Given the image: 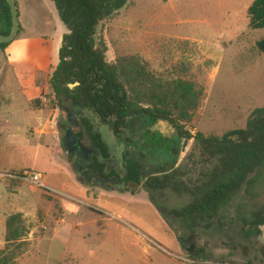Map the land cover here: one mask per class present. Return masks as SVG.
I'll use <instances>...</instances> for the list:
<instances>
[{
    "label": "rangeland",
    "instance_id": "rangeland-1",
    "mask_svg": "<svg viewBox=\"0 0 264 264\" xmlns=\"http://www.w3.org/2000/svg\"><path fill=\"white\" fill-rule=\"evenodd\" d=\"M253 2L127 0L118 12L100 23L96 40L107 47L106 60L110 64H116L120 57L137 56L164 79L176 77L182 67L188 69L191 78L204 88V101L185 129L193 136L201 132L221 137L245 128L253 111L264 108V55L256 48L264 38V30L249 27L247 11ZM26 10L30 36H46L55 61V52L68 32L61 26L55 4L52 0H22L23 14ZM40 15L47 19L41 20ZM45 47L40 45L38 49L45 51ZM1 67L0 95L6 96L10 105L3 104L1 111L9 131L3 134L0 167L24 175L38 172L46 176L52 188L42 190L8 175L2 178L7 192L0 182V250L6 246L4 216L21 214L29 228L26 250L12 248L16 264H96L102 243L106 250L99 251V255L115 264L124 258L129 259L128 264H140L148 243L164 251L162 255L152 252L151 259L160 258L166 264H264V226L260 227V236H246L247 228L243 229L241 220L264 209V179L249 193L243 191L218 216L198 221L196 226L174 214L193 202L195 197L189 194L172 189L161 192L158 206L163 207L167 217L159 213L143 187H138L136 193L126 188L134 201L101 197L104 189L96 183H84L86 179L76 171V157L65 148V130L71 127L78 133L82 129L74 125V120L70 123L67 113L57 105L49 108L53 101L55 104L48 88L55 67L50 64L46 73H34L35 78H42V93L48 105L42 111L28 108L26 96H34L37 89H27L28 94L23 91L30 79L20 73L22 67L12 69L0 52ZM144 129L151 135L157 131L165 139H172L176 132L165 121ZM100 130L119 162L128 143L142 138L136 118L122 131L123 140L109 125H101ZM165 139H148L141 146L150 144L165 151L174 144ZM84 143L90 142L86 139ZM174 151L178 154L175 169L185 173L184 180L195 191L202 172L215 162L194 139L183 140ZM96 206L106 215H100ZM190 237L195 242L191 251L180 241L183 238L189 245ZM160 259L157 264H161Z\"/></svg>",
    "mask_w": 264,
    "mask_h": 264
},
{
    "label": "trees",
    "instance_id": "trees-1",
    "mask_svg": "<svg viewBox=\"0 0 264 264\" xmlns=\"http://www.w3.org/2000/svg\"><path fill=\"white\" fill-rule=\"evenodd\" d=\"M59 18L68 32L63 36L59 50V64L50 76L49 91L54 94L56 105L80 124L91 143L109 157L111 148L101 134L100 126L109 125L121 140L122 131L130 120H141L144 128L158 121H165L175 129L174 144L165 148L171 167L162 176L147 181L152 188L172 189L178 194L194 196L191 204L174 214L180 219L196 223L218 216L241 193H249L264 179V108H257L249 117L246 127L216 136L198 132L192 135L185 126L192 124L204 101V88L184 67L178 75L164 79L153 73L147 62L137 56L117 59L116 64L106 60L107 47L97 42L96 34L102 21L118 12L127 0H52ZM16 3L19 7L18 0ZM249 27L264 30V0H254L247 11ZM12 14L7 0H0V34L9 35ZM24 31L22 25L19 35ZM18 35V36H19ZM11 43H0L3 52ZM264 55V38L256 43ZM73 89L70 85H75ZM44 97V96H43ZM46 99V97H44ZM35 109H48L42 99L32 103ZM148 139H153L145 134ZM195 140L215 164L207 167L199 178L198 186L184 180L185 173L175 169L178 154L173 147L183 140ZM152 146V145H151ZM153 153L163 147L152 146ZM128 174L123 180L125 188L136 193L142 184L139 170L133 160H128ZM92 167L103 174L107 164L95 158ZM16 180H23L24 172L11 173ZM79 175V173H78ZM159 180V181H158ZM158 181V182H157ZM193 186L195 185L192 183ZM246 236H260L264 226V209L253 211L241 218ZM29 228L21 214L7 219L5 242L0 250V264H16L14 248L25 251V238Z\"/></svg>",
    "mask_w": 264,
    "mask_h": 264
},
{
    "label": "crops",
    "instance_id": "crops-1",
    "mask_svg": "<svg viewBox=\"0 0 264 264\" xmlns=\"http://www.w3.org/2000/svg\"><path fill=\"white\" fill-rule=\"evenodd\" d=\"M18 3H19L20 23H21L24 31L10 44V46L6 49L5 52H3L2 50H0V52L2 53L3 61L6 64H8L12 69H17V67H20V68L22 67L23 72L20 71V73L23 75H26L27 79H30L27 82L26 87L24 86L25 89L22 88L23 91L28 94L27 89L34 88L33 92L35 91V89H37V91L34 94H32L34 96H32V97L26 96L28 108L32 111L47 110V109H35L34 107H32V103L36 99H42L44 101V97H43V93H42L43 92V90H42L43 85H41V79L42 78H39V79L35 78L34 73L35 72L38 74L39 73L40 74L46 73L50 67V64H52V66H54L56 69V67L59 64L60 46H59L58 50L55 52V61H53L52 60V51L53 50H52V48H49L50 45L48 44L47 37L46 36H43V37H39V36L32 37V36H30L29 22H28L27 16H26L27 10L23 14V12H22V0H18ZM25 9H27L26 4H25ZM40 16H41V20L47 19V18L45 19L44 16L42 17V15H40ZM43 23H45V21ZM60 23L62 24L61 26L63 28H66L63 25V23L61 22V20H60ZM40 45L42 47L47 46L48 49L45 47V51L39 50L38 47ZM2 70H3V67L0 68V80H1L2 75H3ZM3 104L4 105H10V101L6 96L0 95V153H1L2 147L4 146V143L2 140L3 134H5L6 132L9 131V129L7 128L8 127L7 121L8 120H6L4 118V116H2V112H1ZM4 169L5 168L0 167V182L4 186L5 190L8 192L5 181L2 178L10 175L11 173H15V172H13L12 170H4ZM89 185H92V184H89ZM101 188H103V187H101ZM103 189H104L105 193H102L101 197L117 198V199H120L122 201H124V200L134 201V199H132V198H134V196H131V195L127 194L126 192H124V193H122L121 191L119 192V189H105V188H103ZM96 207L98 208L100 215H106V213L103 211V209L101 210L98 206H96ZM9 215L4 216L6 218V224H7V218ZM0 216H1V214H0ZM103 231L106 232V229ZM5 234H6V232H5ZM105 246H106V244H104V243L99 245V249L97 251L98 253H97L96 264H115L116 262L114 263L110 259L102 257L99 255V251H101V250L103 251L104 249L106 250ZM152 252H154L156 255H162V252L164 253L161 246H159L155 243H148V246L143 250L142 258H139L140 264H157L156 261L159 260L160 258L154 259V260L151 259L152 258ZM147 257H148V259H146ZM139 259H138V261H139ZM160 260H161V264H166L164 261H162V259H160ZM128 263H129V259L124 258L123 262H120L118 264H128ZM176 263H177V261H176Z\"/></svg>",
    "mask_w": 264,
    "mask_h": 264
},
{
    "label": "flooded vegetation",
    "instance_id": "flooded-vegetation-1",
    "mask_svg": "<svg viewBox=\"0 0 264 264\" xmlns=\"http://www.w3.org/2000/svg\"><path fill=\"white\" fill-rule=\"evenodd\" d=\"M68 119L70 123L73 124V119L70 118L69 115ZM139 121L141 126L142 138L137 142H131L130 144L128 143V150L125 151V153L123 154V160L120 162L116 157L113 149L109 151V157L105 158L100 150H98L91 143L89 137L83 131L78 133L74 132L75 134H78L80 136V144L77 145V147L79 146V148H75V150L73 152H70L69 154L76 157V171L81 177H83V179H86L85 183H96L97 186L103 187L105 189H120L121 187L125 186L123 180L128 174V160H133L136 168L140 172L142 179V184L139 187H143V189L148 193L150 201L153 205L156 206L159 213L164 217H167V213L163 209V207L158 206L159 204L157 200V197H160L161 192L165 189H162L160 187L154 189L152 188V186H149L147 184V181L150 179V176L158 177L164 175L166 171L172 166L171 161L167 159V155L165 151H163V148L159 150L158 153H153V149L151 148L152 146L150 144H144V146H141L148 140L145 134L154 138L162 137L163 139H165V137L159 132H155V135H151L149 131H146L144 129V124H142L141 120ZM74 125H77V128H80V124L78 122H76ZM149 127L151 126H147L146 128ZM86 139H88V141L90 142L88 145L84 143ZM124 140L127 141L126 139ZM83 147L92 149L91 153L83 151ZM173 149L175 150V147H173ZM95 158H98L100 161H103L107 164L106 171L103 174L99 173V171H96L92 167ZM180 241L183 248L189 249L190 251L193 250L195 244L193 237H190L188 239L189 245H185L183 238H180ZM198 263L215 264L204 261H198Z\"/></svg>",
    "mask_w": 264,
    "mask_h": 264
},
{
    "label": "water",
    "instance_id": "water-1",
    "mask_svg": "<svg viewBox=\"0 0 264 264\" xmlns=\"http://www.w3.org/2000/svg\"><path fill=\"white\" fill-rule=\"evenodd\" d=\"M7 2L10 6V10L12 14V30L9 35L0 34V43H12L18 37L21 27L19 7L16 3V0H7ZM77 85L78 84L70 85V87L73 89ZM64 140H65V148L68 153L73 152L75 148H79V146L77 147V145L80 144V136L78 134H75L71 127L66 130V135ZM82 149L83 151H86L88 153L89 152L91 153L92 151V149L87 147H83Z\"/></svg>",
    "mask_w": 264,
    "mask_h": 264
},
{
    "label": "built area",
    "instance_id": "built-area-1",
    "mask_svg": "<svg viewBox=\"0 0 264 264\" xmlns=\"http://www.w3.org/2000/svg\"><path fill=\"white\" fill-rule=\"evenodd\" d=\"M23 180L36 188L52 191V188L47 185L48 182L46 176H43L38 172H26Z\"/></svg>",
    "mask_w": 264,
    "mask_h": 264
}]
</instances>
